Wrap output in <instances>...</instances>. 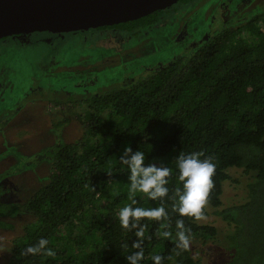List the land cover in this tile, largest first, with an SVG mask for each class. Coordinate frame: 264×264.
<instances>
[{
    "label": "trees",
    "instance_id": "trees-1",
    "mask_svg": "<svg viewBox=\"0 0 264 264\" xmlns=\"http://www.w3.org/2000/svg\"><path fill=\"white\" fill-rule=\"evenodd\" d=\"M161 13L105 28L137 32L153 26ZM50 98L82 108L83 137L48 153L52 173L28 200L0 204L2 216L34 217L14 239L8 264H133L126 256L140 248L144 258L138 264H154L156 255L163 257L162 264H203L190 246L176 247L178 220L190 239L217 234L216 226L177 211L183 185L175 162L190 153L216 165L206 203L229 226L230 257L215 264H264V13L126 86ZM127 146L145 152L146 163L171 170L166 196L129 192V169L120 159ZM232 168L251 175L247 197L218 210ZM133 198V207L163 208L166 215L143 217L135 228L130 220V228H122L118 213ZM202 213L209 214L206 206ZM141 229L143 237L136 235ZM165 231L171 236L164 237ZM40 238L48 239L54 256L45 250L26 254Z\"/></svg>",
    "mask_w": 264,
    "mask_h": 264
},
{
    "label": "rangeland",
    "instance_id": "rangeland-1",
    "mask_svg": "<svg viewBox=\"0 0 264 264\" xmlns=\"http://www.w3.org/2000/svg\"><path fill=\"white\" fill-rule=\"evenodd\" d=\"M262 13L264 0H187L162 10L153 26L137 32L91 28L71 35L51 32L37 39L17 34L3 40L0 97L7 98L0 106V204L28 200L52 173L48 153L83 137L78 117L82 108L52 104L49 96L126 86L195 52L222 30ZM229 173L218 210L247 197L251 175L239 168ZM205 206L209 214L199 223L216 226L217 234L209 239L192 237L190 248L203 264L224 262L230 257L229 226L215 209ZM33 220L29 213L0 215L6 224L0 225V264L11 262L14 239Z\"/></svg>",
    "mask_w": 264,
    "mask_h": 264
},
{
    "label": "clouds",
    "instance_id": "clouds-1",
    "mask_svg": "<svg viewBox=\"0 0 264 264\" xmlns=\"http://www.w3.org/2000/svg\"><path fill=\"white\" fill-rule=\"evenodd\" d=\"M121 161L129 169V192L146 193L148 197H164L168 194L169 189L166 187L171 170L168 167L157 166L155 163H146L145 152L141 150L133 151L131 146L123 150L120 157ZM176 168L179 171V180L182 182V190H178V208L177 211L181 216L194 217L196 220L202 218V210L207 202L210 190L213 187V175L216 165L209 159H200L199 153L180 154L176 158ZM137 201L133 198L132 203L120 209L118 216L122 228H135L139 220L143 217L159 219L166 215L165 210H150L142 207H133ZM178 240L176 247L187 250L190 246V236L187 234L183 220H178L176 224ZM137 236L143 237V230L136 233ZM164 237H170L171 233L165 231ZM49 241L46 238H40L35 246H29L26 254H36L45 250L46 255L51 257L55 253L47 248ZM133 247L140 248L139 243H134ZM144 258L143 249L126 256L127 260L138 264ZM163 257L156 255L153 257L154 264H162Z\"/></svg>",
    "mask_w": 264,
    "mask_h": 264
},
{
    "label": "water",
    "instance_id": "water-1",
    "mask_svg": "<svg viewBox=\"0 0 264 264\" xmlns=\"http://www.w3.org/2000/svg\"><path fill=\"white\" fill-rule=\"evenodd\" d=\"M180 0H0V39L68 33L136 20Z\"/></svg>",
    "mask_w": 264,
    "mask_h": 264
},
{
    "label": "flooded vegetation",
    "instance_id": "flooded-vegetation-1",
    "mask_svg": "<svg viewBox=\"0 0 264 264\" xmlns=\"http://www.w3.org/2000/svg\"><path fill=\"white\" fill-rule=\"evenodd\" d=\"M181 1V0H180ZM177 4V3H176ZM164 10V9H163ZM109 26V25H108ZM106 26H102V27H98L99 29H108V27L107 28H105ZM113 28H116V29H121V31H128L127 29H123V28H119V27H111V29H113ZM91 29V28H90ZM140 31V30H139ZM44 33H51V31H44V32H33V33H24V34H32V35H36V37H37V39H40V37L38 36L39 34H44ZM57 33V32H56ZM136 33V32H135ZM65 34H68V35H71V33L70 32H68V33H65ZM14 36V35H13ZM9 37V36H8ZM8 37H4V38H2L1 40H0V47H5L4 45H3V40H5V39H7ZM48 72H51V69H47V71H46V73H48ZM57 72V71H56ZM55 73V72H54ZM51 74V73H50ZM50 76V75H49ZM52 97H55V98H57L56 96H52ZM6 98H7V96L6 95H2V98L0 97V106H2L3 105V103L6 101ZM48 99H49V101L52 103V104H56V105H60V104H63L62 102H60V101H57L56 99H53V98H50V96L48 97ZM2 100H5V101H3L2 102Z\"/></svg>",
    "mask_w": 264,
    "mask_h": 264
}]
</instances>
